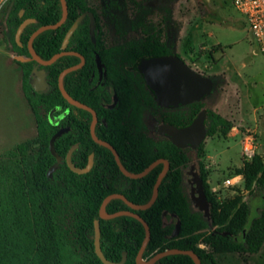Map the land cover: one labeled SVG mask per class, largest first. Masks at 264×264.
Listing matches in <instances>:
<instances>
[{"label":"trees","instance_id":"16d2710c","mask_svg":"<svg viewBox=\"0 0 264 264\" xmlns=\"http://www.w3.org/2000/svg\"><path fill=\"white\" fill-rule=\"evenodd\" d=\"M68 17L57 29L46 30L34 40L38 55L48 60L63 51L66 34L74 22L85 12H97L88 0H66ZM11 11L5 19L3 35L20 56L29 60L20 62L23 70V89L35 116L38 136L6 150L0 155V264H104L95 250V223L101 226V248L106 258L120 262L127 253L125 264H137L136 258L146 236L144 225L135 217L123 215L102 219L100 209L106 197L114 193L124 194L136 204L148 203L162 169L159 165L141 179H131L119 169L112 152L95 143L96 164L85 174L71 170L66 162L57 163L50 151V140L60 129L49 115L66 105L59 88L60 74L79 62L75 56H63L50 66H42L31 58L28 42L32 34L44 25L58 23L63 15L61 0H10ZM23 15L21 16V12ZM4 19V18H3ZM26 19H34L23 31L20 41L16 33ZM1 24V23H0ZM2 25V24H1ZM100 38L93 42L86 18L73 34L68 49L81 51L88 62H94L93 51L100 47ZM91 54V57L88 55ZM166 47L157 54H167ZM47 72L51 85L49 92H36L30 83L35 67ZM82 69L69 73L64 80L68 93L78 98L79 77ZM216 90L214 85L213 92ZM213 92L204 100L191 103L190 120L202 109ZM74 110L76 107L72 106ZM207 136H213L221 128L229 130L231 123L223 116L207 109ZM172 119V118H171ZM189 120V121H190ZM118 151L123 164L131 172H141L153 161L165 157L171 169L162 180L159 195L154 205L141 211L132 210L119 198L107 205V211L115 213L130 210L138 213L150 226L151 239L143 259L149 260L157 253L171 248L193 250L202 264H218L217 253H258L264 245V209L250 223V207L244 203L228 226H223L231 212L219 213L218 202L210 192L207 170L203 161L204 142L196 149L178 148L169 140L154 142L151 139L137 140L134 134L116 130L104 137ZM129 142V144L127 143ZM72 141L62 135L55 142L56 152L65 159ZM78 156V157H77ZM81 162L79 152L73 154V162ZM196 168L211 206L209 216L193 202L192 181L187 175ZM243 173L247 187L264 194V165L260 156L245 162L237 172ZM235 208V205L231 207ZM231 211V210H230ZM166 217V220H165ZM181 230L174 237L177 222ZM242 239H237L238 235ZM204 243L206 247L200 246ZM155 264H195L189 255L177 254L163 257Z\"/></svg>","mask_w":264,"mask_h":264},{"label":"rangeland","instance_id":"374dc122","mask_svg":"<svg viewBox=\"0 0 264 264\" xmlns=\"http://www.w3.org/2000/svg\"><path fill=\"white\" fill-rule=\"evenodd\" d=\"M88 4L99 16L107 45L141 39L142 31L158 30L169 42L171 54L212 79L216 90L206 108L232 126L204 140L207 182L219 213L231 212L223 226L229 225L244 203L250 207V223L264 209L263 193L255 187L249 189L246 180L242 188L215 191L242 166V139L246 135L255 136V156H260L264 165V57L257 53L247 18L232 0H88ZM5 19L0 20V45L9 51L3 41ZM0 53L1 155L21 142L36 139L38 131L19 89L20 70L9 54L1 49ZM242 237L240 234L237 239ZM200 246L206 247L204 243ZM215 258L218 264H264V245L256 254L217 253Z\"/></svg>","mask_w":264,"mask_h":264},{"label":"flooded vegetation","instance_id":"af4514ba","mask_svg":"<svg viewBox=\"0 0 264 264\" xmlns=\"http://www.w3.org/2000/svg\"><path fill=\"white\" fill-rule=\"evenodd\" d=\"M89 13H92L95 18V39H93V36L90 32ZM84 14L85 17L83 18L81 23L86 18L89 19V32L93 42L96 43L97 36L100 38V43H101L100 47L98 48V50L93 51L95 61L88 62L86 56L81 51L68 49L69 42L73 35L70 37L67 47L63 48V51L61 52L77 53V54L64 55V56L77 57L79 59V62L75 65L82 63L83 61L82 57L84 58V64L81 68H79L82 69V72L79 77L78 98L76 99L73 96L71 95L70 96L75 100H77L78 102L88 106L93 110V112H95L97 118L95 123L96 136L100 140L110 143L104 137L107 136V134H109L110 132H116V130L119 129L123 132L134 134L136 139L140 140L141 142L144 141L145 139L146 140L151 139L154 142H160L163 140H169L168 137L160 134V127L162 125L168 124L178 128L186 127L190 125L194 121V119L198 116L197 115L195 118L190 120L193 109L191 103L180 105L177 107H165L159 104L158 101L156 100V96L154 92L147 84L145 76L140 71V65L142 61L145 59L151 57H162L166 55L177 56L170 53L172 48L171 46L167 45L169 44V42L165 41L162 38L161 32H159L158 30L156 31L153 30L149 32L147 31V33L145 31H142L143 36L141 37V39L128 40L127 42L120 45H107L104 39L103 29L99 24V16L98 15L96 16L91 11H87ZM165 47L168 52L167 54L164 55L157 54L159 50H164ZM88 55L91 57L90 53H88ZM35 68H37L38 70H44L39 66ZM34 76L40 78L37 73H35ZM31 80H32V76L30 81ZM46 80H47V72H46ZM48 85L49 86L45 87V90L40 92H49L51 89V85L49 82ZM66 101H67L66 105L61 109L59 114L57 113L58 110H54L51 112L54 113L53 115L55 120L58 117L60 118L58 123H53V124L59 125L61 123L62 125L60 129H67L63 135H68V138L72 141L68 152L73 146L75 145L77 146L74 152L78 151L81 159V162L79 160L77 161V164H79L78 166L73 162L77 167L82 169L86 168L89 164L91 155H93L94 157L93 165L92 168L88 171L90 172L96 164V153L95 151L90 152V149L95 148V146L93 143L90 142L88 133L90 134L91 139L95 143L104 146L99 142H97L92 135V123L94 121L95 115L92 111L86 108L75 106L71 104L67 99ZM72 106L76 107L77 110H74ZM206 120H207V116H206ZM127 143L129 144L128 141ZM185 148H190L194 150L192 146H187ZM108 149L114 155L113 151L110 148ZM114 149L117 151L115 147ZM73 154H72V161H73ZM118 155L120 158L119 153ZM66 157L65 159L62 158V161L60 163L63 162L67 163ZM114 158L118 165L115 155ZM158 159L168 160L165 157H160ZM120 161L123 164L121 158ZM168 162H169V170H168L169 172L171 169V162L169 160ZM159 165H162V169L159 173L160 175L165 165L163 163H160L156 167H158ZM123 166L127 169V167L124 164ZM118 167L120 169L119 165ZM128 171L133 174H138L143 172L141 171L136 173V172H131L130 170ZM127 177L131 178L129 176ZM199 179L200 177L196 168H193L192 171H190L189 174L187 175V181H192L193 187H197L194 191L193 202L200 209V203L197 201L199 196L198 191L200 189ZM210 210H211V206H210ZM202 212L206 216H209L210 214V211L209 214L205 210H203Z\"/></svg>","mask_w":264,"mask_h":264},{"label":"water","instance_id":"95a60500","mask_svg":"<svg viewBox=\"0 0 264 264\" xmlns=\"http://www.w3.org/2000/svg\"><path fill=\"white\" fill-rule=\"evenodd\" d=\"M62 8H63V15L61 20L56 24H50V25H44L37 29L32 36L29 39L28 42V48L29 52L31 54V58L35 60L37 63L48 66L56 62L59 58H61L64 55L67 54H77V53H71V52H60L55 54L52 58L45 60L41 58L36 50L34 49V40L35 38L43 33L46 30L50 29H57L60 26L63 25V23L66 21L68 17V4L66 0H61ZM23 15V11L21 12V16ZM90 16V32L93 36V39H95V18L92 13H89ZM85 17V14L80 16L76 22L73 24V26L68 31L63 48L67 47V44L70 40V37L73 35V33L77 30L79 24ZM35 22L34 19H26L22 22L20 27L17 30L16 33V39L17 41H20L22 33L24 29L31 23ZM79 55V54H78ZM82 63L72 66L70 68L65 69L59 77V88L62 92L63 96L73 105L78 107L86 108L93 112L91 108L88 106L78 102L74 98L70 96V94L66 91L64 86V79L67 74H69L72 71H75L79 68H81L84 64V58L82 57ZM140 71L145 76V79L147 81V84L151 88V90L154 92L156 96V100L159 104L165 106V107H177L180 105H185L197 101H202L206 99L213 91L214 89V83L210 77H207L203 75L202 73L194 70L192 67H190L182 58L178 56H162V57H151L148 59H145L142 61L140 65ZM37 73L40 78H37L34 76V74ZM32 80L30 81L32 87L40 92L45 90V87L49 86L48 82L46 80V72L45 70H38L35 68L31 74ZM95 115V112H93ZM54 113H50L49 119L52 123H58L60 118L54 119ZM206 116H207V110L203 109L198 116L194 119V121L186 126V127H175L173 125H162L160 127V134L163 136H166L169 138V140L175 144L176 146L180 148H185L187 146H192V148L196 149L207 137V127H206ZM96 115L94 118V121L92 123V135L94 139L99 142L100 144L110 148L118 162V165L120 166L121 171L134 179L142 178L146 176L148 173H150L158 164L163 163L165 165L163 171L159 175L155 186L154 191L151 200L146 204H136L130 201L124 194L121 193H114L109 195L105 198V200L102 203L101 209H100V217L102 219H113L119 216L128 215L135 217L141 223L144 225L146 230V236L143 241V244L141 246V249L137 255L136 263L137 264H155L157 261L162 259L163 257L169 256V255H177V254H183V255H189L195 264H202V261L198 254L194 252L193 250H186V249H179V248H171L167 249L165 251L157 253L155 256H153L149 260H144L143 255L147 248V245L151 239V229L149 224L136 212L130 211V210H123L118 211L115 213H110L107 211V205L109 202L113 199L119 198L124 200L131 209L135 211H141V210H147L151 208L154 203L156 202L158 195H159V187L160 184L167 174L169 170V162L166 159H158L151 163L143 172L138 174L130 173L121 163L119 155L117 151L114 149V147L103 140H100L96 134H95V123H96ZM67 129H59L55 135L50 140V151L51 153L56 157L57 163L53 165L49 171V176L52 175V173L56 170L59 163L62 161V156H60L55 149V142L58 138H60L64 132ZM77 146H73L70 151L67 154L66 161L68 166L71 168L72 171L83 174L88 172L93 165V155L90 157L89 164L86 168H79L77 167L73 161H72V154ZM199 185L200 189L198 191V202L200 203V210H205L208 214L210 211V203L208 202V199L206 197V194L204 192L203 188V181L202 179H199ZM181 230V222L178 221L175 230L173 232V236L176 237ZM95 250L99 258L102 260L104 264H125L127 260V253L125 252L123 254V258L120 262H113L106 258L104 255L102 248H101V226L100 222L97 221L95 223Z\"/></svg>","mask_w":264,"mask_h":264},{"label":"built area","instance_id":"2783aa9c","mask_svg":"<svg viewBox=\"0 0 264 264\" xmlns=\"http://www.w3.org/2000/svg\"><path fill=\"white\" fill-rule=\"evenodd\" d=\"M232 2L235 8L247 18L253 40L257 46V53L264 57V0H232ZM257 148L256 138L252 134H248L242 139V165L254 158ZM244 182L243 173H234L222 181V187L216 186L215 191L219 188H242Z\"/></svg>","mask_w":264,"mask_h":264},{"label":"crops","instance_id":"0c3cea01","mask_svg":"<svg viewBox=\"0 0 264 264\" xmlns=\"http://www.w3.org/2000/svg\"><path fill=\"white\" fill-rule=\"evenodd\" d=\"M9 5H10V0H0V20H3V18L8 16V13L11 11V7L9 8V10L6 9V7L9 6ZM3 39H4L3 40L4 43L9 45L11 50H9V51L5 50L4 46H1V45H0V49L2 51H4L5 53L9 54L11 59H12V61L15 62L16 65L18 66V70H20L19 89H20V92L22 93L23 99H25L27 104H28V101L26 99V96H25V93H24V89H23V70H22V67L20 65V62H26L29 59L27 57H25V56L18 55L17 52L15 51V49L13 48L12 44L8 41V39L5 36L3 37ZM0 56L2 57L1 53H0ZM28 106H29V104H28ZM29 108H30V106H29ZM30 110H31V108H30ZM25 128L27 129V127H25Z\"/></svg>","mask_w":264,"mask_h":264}]
</instances>
